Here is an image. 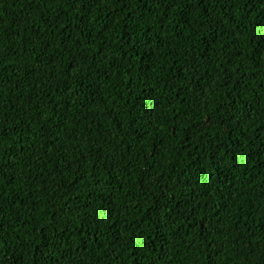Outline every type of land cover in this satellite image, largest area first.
I'll return each instance as SVG.
<instances>
[{
  "label": "trees",
  "instance_id": "16d2710c",
  "mask_svg": "<svg viewBox=\"0 0 264 264\" xmlns=\"http://www.w3.org/2000/svg\"><path fill=\"white\" fill-rule=\"evenodd\" d=\"M0 264H264V0H0Z\"/></svg>",
  "mask_w": 264,
  "mask_h": 264
}]
</instances>
